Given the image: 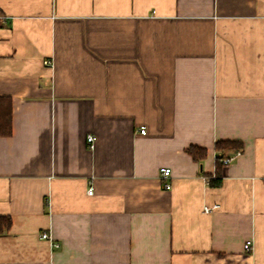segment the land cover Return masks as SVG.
Listing matches in <instances>:
<instances>
[{
    "label": "crops",
    "instance_id": "1",
    "mask_svg": "<svg viewBox=\"0 0 264 264\" xmlns=\"http://www.w3.org/2000/svg\"><path fill=\"white\" fill-rule=\"evenodd\" d=\"M0 96V264H264V0H0Z\"/></svg>",
    "mask_w": 264,
    "mask_h": 264
},
{
    "label": "trees",
    "instance_id": "2",
    "mask_svg": "<svg viewBox=\"0 0 264 264\" xmlns=\"http://www.w3.org/2000/svg\"><path fill=\"white\" fill-rule=\"evenodd\" d=\"M12 100L7 96H0V137H10L13 133L12 127ZM218 153H224L225 151H233L234 153L239 151L243 144L238 141H218L215 145ZM187 153L191 156V158L195 161L200 162L207 155V150L205 148L192 146L187 149ZM222 153V154H223ZM222 157L225 155L217 156V171L216 176L213 180L219 182L221 180V169L223 167V163L221 161ZM215 182V183H216ZM12 227V220L9 216H0V235L9 231Z\"/></svg>",
    "mask_w": 264,
    "mask_h": 264
},
{
    "label": "built area",
    "instance_id": "3",
    "mask_svg": "<svg viewBox=\"0 0 264 264\" xmlns=\"http://www.w3.org/2000/svg\"><path fill=\"white\" fill-rule=\"evenodd\" d=\"M45 65L49 67H53V61L51 59H47L44 62ZM140 134L146 135V127L142 126L140 127ZM87 141L89 143V146L91 148L94 147V141L95 137L93 135H89L87 138ZM241 150L235 152L232 156L229 157H222L221 161L224 165L230 164L236 157H238L241 154ZM172 170L169 167H161L159 170V175H160V180L163 183L164 187L166 189H170L172 187L171 183L169 182V179L171 178ZM90 195L93 194V187H91L88 191ZM219 205H214L212 207H205L204 212L205 213H212L214 210L219 209ZM41 237L47 241H49L51 248L57 249L59 248V244L55 241L54 237L52 236L51 232L47 231L42 233ZM253 248V240H248L244 244V250L245 251H250Z\"/></svg>",
    "mask_w": 264,
    "mask_h": 264
}]
</instances>
